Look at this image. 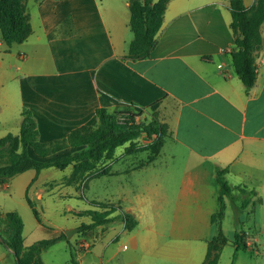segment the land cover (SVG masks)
Returning <instances> with one entry per match:
<instances>
[{
    "label": "crops",
    "instance_id": "obj_1",
    "mask_svg": "<svg viewBox=\"0 0 264 264\" xmlns=\"http://www.w3.org/2000/svg\"><path fill=\"white\" fill-rule=\"evenodd\" d=\"M242 1L246 7L254 2ZM33 3L31 10L25 4L32 28L30 36L23 43L10 46L0 39V46L5 45L0 51V138L8 133L18 134L23 108L32 112L38 138L44 143L64 138L79 126H94L98 108L113 112L129 107L149 118L155 113L168 127L166 139L171 148L167 160L159 166L169 169L170 176L174 172L178 182L175 196H168L171 189L168 187L158 186L154 190L145 187L144 193L135 194V204L125 205L121 198L117 202H103L119 205L137 220L131 231L124 230L120 222V235L110 241L118 244L122 236L134 252L139 249L154 255L169 247L160 249L164 234L157 233L155 225L170 223L176 225L172 229L176 239L199 240L207 246L215 231L210 219L218 209L216 169H226L224 178L230 187H244L256 193V196L244 193L243 201L261 198V204L255 208L259 219H254V226L261 227L264 21L260 26L262 43L255 57L256 79L246 91L230 56L234 37L229 0H170L154 49L147 58L133 61L125 57L132 40L129 0H33ZM66 19L70 21L69 28L64 25ZM13 66L15 71L20 69L24 80L18 82L10 74L8 69ZM158 156L139 170L157 166ZM41 195L38 194L40 199ZM228 202L224 198L225 209ZM117 214L113 212L110 217ZM195 223H202V230L183 232L179 228ZM110 224L85 233L79 230L87 248L78 249L76 243L74 252L89 251L95 241L112 229ZM236 232L240 231L235 230L231 237ZM245 234L250 241L249 234ZM67 240L57 243L64 241L72 250L74 244ZM124 247H119V252L129 256ZM240 250L235 251L234 247L235 264H243ZM187 252L186 246L176 245V253L185 259ZM120 253L113 252L110 259ZM125 256L122 264H136ZM200 256L201 251L189 264H202ZM98 259L103 261V257Z\"/></svg>",
    "mask_w": 264,
    "mask_h": 264
},
{
    "label": "trees",
    "instance_id": "obj_2",
    "mask_svg": "<svg viewBox=\"0 0 264 264\" xmlns=\"http://www.w3.org/2000/svg\"><path fill=\"white\" fill-rule=\"evenodd\" d=\"M169 1L129 0V28L132 40L125 56L127 59L142 60L150 55L156 45V37ZM26 2L27 0H0V36L7 46L23 43L32 32L30 17L26 13ZM228 10L231 17L230 29L234 37V49L230 51L232 65L238 79L248 91L256 79L255 57L262 43L260 26L264 21V0H254L249 7H246L242 0H229ZM64 25L69 28V19L64 20ZM20 117L18 134L8 133L0 138V185L28 170H34L38 175L41 170L51 167L59 170L71 167L70 175L64 179L66 185L83 184L110 173L109 166L117 160L113 155L118 147H124L122 153L124 156L148 152L147 159L136 167L139 169L156 160L165 138L169 136L167 125L162 123L155 113L149 120L144 121L138 120L139 115L129 109L110 112L106 108H98L95 110L94 126H79L64 138L44 143L39 141L37 124L32 112L23 108ZM28 148L32 149L37 159L28 155ZM63 151L68 153L59 156L58 154ZM51 156L54 158L48 159ZM225 173L226 169L215 171L218 209L210 220L216 233L207 241L202 264H217L219 255L228 242V237L221 229L225 209L224 198L234 201L236 199L234 191L256 196L255 192L247 191L244 187H230L224 178ZM26 201L40 224L34 203L28 197ZM261 202V198L252 202L248 198L242 200L239 209L244 210L249 204L255 209ZM90 204L94 209L77 214L87 216L91 220L89 224H82L79 227L82 233L92 231L98 226L109 225L116 220L123 224L126 231L133 230L137 225V220L130 212L122 211L119 205L98 201H90ZM113 212L118 214L110 217ZM0 229V242L12 252L16 264H43L40 260L43 251L59 241H68L61 232L57 237L24 246L23 223L17 212L0 213ZM231 240L235 251L246 248L245 232L234 233ZM68 264H78L72 251Z\"/></svg>",
    "mask_w": 264,
    "mask_h": 264
},
{
    "label": "rangeland",
    "instance_id": "obj_3",
    "mask_svg": "<svg viewBox=\"0 0 264 264\" xmlns=\"http://www.w3.org/2000/svg\"><path fill=\"white\" fill-rule=\"evenodd\" d=\"M26 5L28 10H31L34 6L33 0H29ZM4 48L5 45L2 44L0 51ZM15 61L17 62L18 60ZM10 62L13 63V60L11 59ZM8 71L11 75L17 77L18 82L25 78L21 74L20 69L15 71L14 66L9 68ZM123 109L130 110L129 107H124ZM136 113L139 115L138 120L147 121L149 119L147 116L143 117L142 113ZM7 127L10 128L11 125ZM165 140L166 143L163 145L160 156L155 162L157 166L139 170L136 167L147 159L148 152L144 151L132 154V156H124L122 155L124 147H118L113 155L117 160L109 166L110 173L103 177L90 179L83 184L66 185L64 179L70 175L71 167H67L64 170L52 167L46 168L41 170L38 175L34 170H28L18 176L16 175L10 179L6 186L0 185V213L17 212L23 223L22 237L24 238V244L29 246L40 240L57 237L64 230L79 229L82 224L90 223L89 217L76 215L82 211L94 209L90 201L117 202L121 198L124 200L123 204L125 205H128V202L135 204V194L144 193L145 187L154 190L158 186L171 188L168 189L167 194L169 197L174 198L175 190L178 187L174 172L170 176L169 169L159 166V164L161 165L167 160L166 156L171 148L168 139L165 138ZM27 153L30 157L37 159L31 148L27 149ZM67 153L68 151H63L58 155L63 156ZM51 158H54V156L48 159ZM38 194H42L41 199ZM235 195L236 199L230 201V204L228 202L221 221V229L227 232L228 242L223 247L217 264H235L233 263L235 262V251L231 240L232 233L235 230L247 232L249 234L248 238L252 242L249 250L242 248L239 251L240 256L243 257V264H264V217L260 222L261 227L254 226V219L259 217V212L251 204L244 210L239 209L244 193L238 192ZM26 197L34 203L39 214L40 224L36 221L27 204ZM110 226L112 229L106 232L99 241H95L89 251L84 253L74 252L75 244L82 241V238L80 239L81 236H79L80 231H78L69 239L70 243L74 244L72 250L63 241L42 252L40 258L44 264H67L70 257L69 252L72 251L74 255L76 254L79 264H122V257L125 255H121L119 247L125 246V254H129V256H125L127 261H134L136 264H159L161 261L166 264H189L191 260H196L194 258L198 256V253L200 254V251L199 260L203 261L204 259L205 242L189 238L176 239L173 237L172 232L173 227H176V225L170 223L155 225L156 232L158 233L159 231L164 234L163 239L160 241L162 244L160 249L164 246L169 247L158 252L156 250L155 252L157 253L154 255H149L139 249L134 252L131 244L122 236L119 237L118 244L110 241L114 236L120 235L121 224L116 220ZM202 227V223L179 225L183 232H191L193 228L202 230ZM140 230L142 231L143 227H140ZM215 233L214 231L212 236H215ZM176 245L187 247V259L182 254L176 253ZM8 251L0 242V264H16L15 257ZM113 252L120 254L112 260L110 255ZM100 257H103V261H99L98 258Z\"/></svg>",
    "mask_w": 264,
    "mask_h": 264
},
{
    "label": "water",
    "instance_id": "obj_4",
    "mask_svg": "<svg viewBox=\"0 0 264 264\" xmlns=\"http://www.w3.org/2000/svg\"><path fill=\"white\" fill-rule=\"evenodd\" d=\"M79 230H80V229H78V228H76V229H67V230H64V231H63V234L65 235V237H66L67 239H70L71 236H72L74 233L78 232Z\"/></svg>",
    "mask_w": 264,
    "mask_h": 264
},
{
    "label": "built area",
    "instance_id": "obj_5",
    "mask_svg": "<svg viewBox=\"0 0 264 264\" xmlns=\"http://www.w3.org/2000/svg\"><path fill=\"white\" fill-rule=\"evenodd\" d=\"M252 242H250V241H246V247H251L252 246V244H251ZM77 248H80V249H86L87 248V244L85 243V242H79L77 245Z\"/></svg>",
    "mask_w": 264,
    "mask_h": 264
}]
</instances>
